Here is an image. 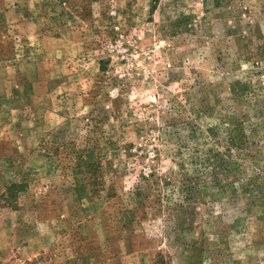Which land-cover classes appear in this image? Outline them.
Here are the masks:
<instances>
[{"label": "rangeland", "instance_id": "rangeland-1", "mask_svg": "<svg viewBox=\"0 0 264 264\" xmlns=\"http://www.w3.org/2000/svg\"><path fill=\"white\" fill-rule=\"evenodd\" d=\"M264 264V0H0V264Z\"/></svg>", "mask_w": 264, "mask_h": 264}, {"label": "trees", "instance_id": "trees-1", "mask_svg": "<svg viewBox=\"0 0 264 264\" xmlns=\"http://www.w3.org/2000/svg\"><path fill=\"white\" fill-rule=\"evenodd\" d=\"M162 264V262H160Z\"/></svg>", "mask_w": 264, "mask_h": 264}]
</instances>
